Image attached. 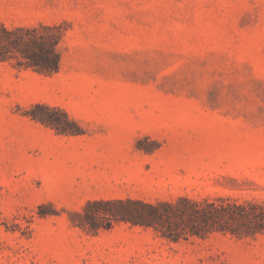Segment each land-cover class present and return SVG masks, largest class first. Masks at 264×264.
Returning <instances> with one entry per match:
<instances>
[{
  "label": "rangeland",
  "instance_id": "374dc122",
  "mask_svg": "<svg viewBox=\"0 0 264 264\" xmlns=\"http://www.w3.org/2000/svg\"><path fill=\"white\" fill-rule=\"evenodd\" d=\"M0 25L59 56L0 59V264H264V0H0Z\"/></svg>",
  "mask_w": 264,
  "mask_h": 264
},
{
  "label": "trees",
  "instance_id": "16d2710c",
  "mask_svg": "<svg viewBox=\"0 0 264 264\" xmlns=\"http://www.w3.org/2000/svg\"><path fill=\"white\" fill-rule=\"evenodd\" d=\"M36 28H20L21 32L9 30L0 25V59L9 57L8 52L17 51L23 58V63L31 66L35 70L50 74L56 72L59 64V56L56 51L57 39L48 38L42 35H34ZM26 33L28 36L20 35ZM16 41H21L23 44L32 47L36 46L37 51H22L13 47ZM38 46V47H37ZM102 203H118L121 205L130 204L131 200L113 199V200H100ZM148 207L154 209L151 204Z\"/></svg>",
  "mask_w": 264,
  "mask_h": 264
}]
</instances>
